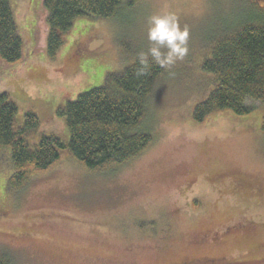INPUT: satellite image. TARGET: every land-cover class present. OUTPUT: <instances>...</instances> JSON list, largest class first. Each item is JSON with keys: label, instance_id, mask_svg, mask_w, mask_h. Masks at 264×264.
<instances>
[{"label": "rangeland", "instance_id": "obj_1", "mask_svg": "<svg viewBox=\"0 0 264 264\" xmlns=\"http://www.w3.org/2000/svg\"><path fill=\"white\" fill-rule=\"evenodd\" d=\"M41 3L11 0L24 56L0 61V94L19 123L31 113L39 133L64 142L58 111L147 51L150 16L175 13L189 29V52L148 100L153 142L115 172L90 171L63 152L16 189L0 148V256L14 264H264V102L192 120L213 84L202 62L215 38L248 17L246 0H136L120 18L76 19L53 59L38 25Z\"/></svg>", "mask_w": 264, "mask_h": 264}, {"label": "trees", "instance_id": "obj_2", "mask_svg": "<svg viewBox=\"0 0 264 264\" xmlns=\"http://www.w3.org/2000/svg\"><path fill=\"white\" fill-rule=\"evenodd\" d=\"M136 0H42L44 47L53 59L73 22L82 17L120 18ZM248 17L214 39L201 70L212 76V89L196 104L192 114L202 123L211 114L229 110L249 112L252 103L264 102V6L246 0ZM24 43L11 0H0V61H22ZM146 75L137 76V58L120 73L106 75L101 86L82 92L58 111L65 117L67 142L52 133H39L35 115L24 123L16 118L17 107L7 93L0 94V148L9 151L12 174L9 186L21 189L29 178L48 170L68 152L93 172H115L140 155L154 140L148 129V100L158 79L166 72L150 61ZM166 74V73H165ZM264 131V124L262 126ZM35 138L29 144L28 138ZM0 264H14L7 255Z\"/></svg>", "mask_w": 264, "mask_h": 264}, {"label": "clouds", "instance_id": "obj_3", "mask_svg": "<svg viewBox=\"0 0 264 264\" xmlns=\"http://www.w3.org/2000/svg\"><path fill=\"white\" fill-rule=\"evenodd\" d=\"M261 6H264V0H261ZM189 35V29L181 27L179 17L173 12L150 16L147 29L150 46L137 56L136 75H146L151 67L150 61L160 68H170L183 61L189 52Z\"/></svg>", "mask_w": 264, "mask_h": 264}, {"label": "flooded vegetation", "instance_id": "obj_4", "mask_svg": "<svg viewBox=\"0 0 264 264\" xmlns=\"http://www.w3.org/2000/svg\"><path fill=\"white\" fill-rule=\"evenodd\" d=\"M182 264H226V263L219 262V261H211L210 259H204L202 261H198L194 263H182Z\"/></svg>", "mask_w": 264, "mask_h": 264}]
</instances>
